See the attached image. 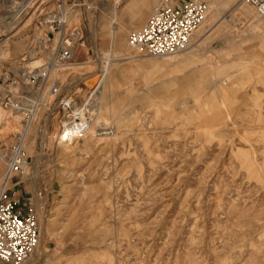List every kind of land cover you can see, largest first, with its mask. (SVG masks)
Instances as JSON below:
<instances>
[{
	"label": "rangeland",
	"instance_id": "obj_1",
	"mask_svg": "<svg viewBox=\"0 0 264 264\" xmlns=\"http://www.w3.org/2000/svg\"><path fill=\"white\" fill-rule=\"evenodd\" d=\"M158 1L127 27L140 0H0V173L23 145L29 164L12 190L40 226L27 264H264V18L204 0L217 22L184 64L190 48L148 57L127 45ZM49 13L82 31L84 56L32 83L60 33ZM239 57L250 61L227 69ZM107 65L89 131L49 145L59 96L82 106Z\"/></svg>",
	"mask_w": 264,
	"mask_h": 264
},
{
	"label": "built area",
	"instance_id": "obj_2",
	"mask_svg": "<svg viewBox=\"0 0 264 264\" xmlns=\"http://www.w3.org/2000/svg\"><path fill=\"white\" fill-rule=\"evenodd\" d=\"M21 1L10 0L14 4ZM244 2L257 15L264 16V0ZM151 12L139 30L130 33L127 39L131 49L148 57L172 55L188 49L192 45V36L210 13L204 0H159ZM49 14L52 21L47 22L54 31L60 30L49 62L50 69L69 67L73 64L74 49L85 47L83 33L78 27L66 28V21L57 19L56 13ZM50 92L58 94V87L52 86ZM57 107L61 113L58 128L64 130L63 134L68 131L80 138L89 131L88 115L73 110L78 106L71 98L59 96ZM6 162L0 173V260L7 264H27L40 244L39 220L31 203L23 202L12 190V182L15 176L24 174L29 161L22 146L16 145Z\"/></svg>",
	"mask_w": 264,
	"mask_h": 264
},
{
	"label": "bare ground",
	"instance_id": "obj_3",
	"mask_svg": "<svg viewBox=\"0 0 264 264\" xmlns=\"http://www.w3.org/2000/svg\"><path fill=\"white\" fill-rule=\"evenodd\" d=\"M242 2L245 4V2H244V0H242ZM156 5V4H155ZM154 5V6H155ZM153 6V7H154ZM152 7V8H153ZM139 16V14H137L136 15V17H135V19H133V21H131V22H129L126 26L127 27H135L139 22H140V20L137 18ZM259 17H263L264 18V16H260V15H258ZM110 20L111 21H114L115 20V18H110ZM206 20V19H205ZM204 20V21H205ZM203 21V22H204ZM202 22V23H203ZM201 23V24H202ZM201 26V25H200ZM200 26H199V28H200ZM124 25H121V27H119V29H121L120 30V32H116V33H113V34H111L112 35V37H111V43H114L115 45H117V47H119V49H120V46H122V44H123V39H122V37L124 36V34L126 33L125 31H126V29H124ZM141 27V26H140ZM139 27V28H140ZM139 28L137 29V30H139ZM198 28V29H199ZM52 29L54 30V27H52ZM197 29V30H198ZM124 30V31H123ZM136 30V31H137ZM136 31H134V32H136ZM133 33V32H132ZM194 36V35H193ZM193 36H192V38H191V43H192V39H193ZM116 42H117V44H116ZM193 44L194 43H192V45L189 47L190 49L193 47ZM189 56V55H188ZM124 58H126V57H124ZM128 58V57H127ZM51 64V63H50ZM50 64L48 65V66H46V67H41L40 69H39V71H38V73H36L35 75H33V76H28V80L30 81V82H32V83H35V81L37 82L38 80V78H39V76H42V78L40 79V81H41V83L44 81V78L46 77V73H47V70H50L51 71V69H50ZM47 69V70H46ZM46 71V72H45ZM109 73V68H108V65L105 67V70H104V74H103V77H102V80L100 81V85H99V87L95 90V91H93V96L92 97H90L89 98V101L88 102H84V104L82 105V106H78L77 108H75V109H73V110H75V111H77V112H79L80 114H86V115H88L87 117H88V119H89V126H90V121H91V119H93V117H94V114H93V112H92V117H91V112H89L88 110V107H90V109L91 110H94V112H96L99 108L97 107V105L95 104V102L97 101H99L102 97H103V95H102V85H103V83L105 82V77H106V75ZM2 99H4V95L3 96H0V100H2ZM3 101V100H2ZM94 102V103H93ZM96 102V103H97ZM37 101L36 100H33L32 101V104L30 105V107L28 106V107H26L25 108V110H26V112L28 113V116H27V118H26V121H25V123H24V130H23V132L21 133V138H22V134L24 133V139H25V137L27 136V134H28V131L30 130L29 129V127H30V124L32 123V121H33V118H34V115L33 114H35L34 112H35V108H36V106H37ZM90 103H92V105L90 104ZM96 110V111H95ZM90 128V127H89ZM62 131H64V130H62ZM59 132H60V128H58L57 129V131L54 133V134H52L51 136H50V139L48 140V143H49V145L50 144H53L54 142H55V140L57 139V136H58V134H59ZM66 134H68V136L71 138H73L74 139V137H76L74 134H72L71 132L69 133L68 131L66 132ZM21 145V144H20ZM22 146V145H21Z\"/></svg>",
	"mask_w": 264,
	"mask_h": 264
},
{
	"label": "crops",
	"instance_id": "obj_4",
	"mask_svg": "<svg viewBox=\"0 0 264 264\" xmlns=\"http://www.w3.org/2000/svg\"><path fill=\"white\" fill-rule=\"evenodd\" d=\"M154 0H140L139 4H138V9L135 10V17L137 14H139V16L137 17L140 21L144 18L145 14L149 11L150 7H151V3ZM215 1V0H212ZM234 8H241L244 11H248L247 8L245 7V4H243L241 2V0H238L235 3V7ZM210 11V10H209ZM222 12H229L228 10H223ZM213 13H215L213 10L210 11V14H212L211 16L208 15L206 20L201 24L200 28L194 33L193 39H192V43L193 47L187 51V53H189L188 55H184V57L182 58V62L185 64H195L196 60L195 56L196 53L199 51V49L203 46V42L205 41V36L206 34H208L210 32V30H212L214 27V25L216 24L215 22H217V20L215 19V17L213 16ZM222 18H224L222 16ZM212 21V22H210ZM211 23V24H210ZM186 53V52H185ZM78 56H84L83 50H81V48H75L73 51V59H75ZM250 61L249 57H239L238 61L228 67L227 69H239L245 66V64L247 62ZM196 69V68H195ZM211 79L207 80L206 84L208 87H218V90L220 88V84H218V82L220 81L221 77L223 76V74L220 73H213L211 74ZM80 89V87H79ZM23 146V145H22ZM0 264H7L4 261L0 260Z\"/></svg>",
	"mask_w": 264,
	"mask_h": 264
}]
</instances>
